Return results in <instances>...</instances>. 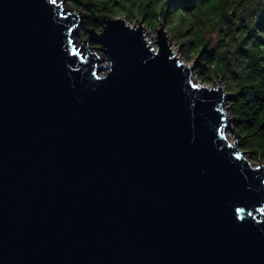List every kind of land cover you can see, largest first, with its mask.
Wrapping results in <instances>:
<instances>
[{"label": "water", "instance_id": "obj_1", "mask_svg": "<svg viewBox=\"0 0 264 264\" xmlns=\"http://www.w3.org/2000/svg\"><path fill=\"white\" fill-rule=\"evenodd\" d=\"M82 19L0 0V264H264V163L227 140L221 81L161 22L102 15L100 57Z\"/></svg>", "mask_w": 264, "mask_h": 264}, {"label": "trees", "instance_id": "obj_2", "mask_svg": "<svg viewBox=\"0 0 264 264\" xmlns=\"http://www.w3.org/2000/svg\"><path fill=\"white\" fill-rule=\"evenodd\" d=\"M90 45L102 15L163 22L202 83L221 81L240 149L264 161V0H69ZM90 38V39H89Z\"/></svg>", "mask_w": 264, "mask_h": 264}, {"label": "rangeland", "instance_id": "obj_3", "mask_svg": "<svg viewBox=\"0 0 264 264\" xmlns=\"http://www.w3.org/2000/svg\"><path fill=\"white\" fill-rule=\"evenodd\" d=\"M58 2H61L63 3V6L65 7V9H71L72 11H78L80 12L81 15L82 12L80 10H75L74 8H72L69 4V0H58ZM118 17H122L121 15H119ZM126 22L127 25L129 26H133V25H138V22H140V24H142L143 26V34L145 36V38L147 39V41L153 43L155 41V37H156V28L159 27L160 25V22L158 23L157 27H151L150 25H148L145 20L139 18V17H136V18H132V19H125L123 18ZM83 21V19H82ZM161 24L164 25V29H165V24L161 21ZM165 31L167 32V36H168V39H169V42H170V45H171V49L181 58V61L184 62L186 65L188 66H192L193 63H194V69H193V79L195 81H197L198 83L202 84L203 86L205 87H208L210 88L213 84L215 86H217L219 84V82L217 81H211V82H208V83H202L198 80L197 76H196V69H197V62H196V59H194L192 56H189L187 57L188 59H185L186 56L184 54V50L181 49V47L179 46L178 43H176L170 36V34L168 33V31L165 29ZM98 32V31H97ZM146 33V34H145ZM93 36V34L91 35ZM87 38L85 37L84 35V31L82 30V22L80 23V25L76 28L75 32L73 33V40L74 42L77 44V46L81 47V48H88L90 51L92 52H96L100 57H105V55L103 54L102 51H97L95 48H98L99 47V44L97 45H90V43L85 41ZM224 88V87H223ZM225 89V88H224ZM225 93L227 94L226 90H225ZM228 95V94H227ZM228 100L225 102V105L223 106V110L225 112L226 115H229V118L232 119L231 117V114H230V110H229V106L227 104ZM232 122H233V119L232 121L228 122L227 124V128L225 129V136L227 138V140L229 141V143L231 144H235L238 143V141L236 140V137L234 136L233 132H232ZM244 152V151H243ZM245 158L247 160L250 161V163L253 165V166H257L259 163H264L263 160H253L251 158V155L249 153H246L245 152Z\"/></svg>", "mask_w": 264, "mask_h": 264}]
</instances>
